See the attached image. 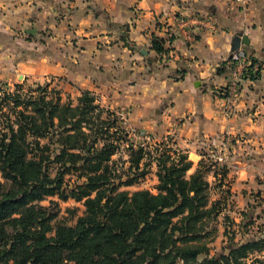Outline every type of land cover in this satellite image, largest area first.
<instances>
[{
    "label": "trees",
    "instance_id": "1",
    "mask_svg": "<svg viewBox=\"0 0 264 264\" xmlns=\"http://www.w3.org/2000/svg\"><path fill=\"white\" fill-rule=\"evenodd\" d=\"M164 44L151 38L157 54L169 51ZM249 67L244 75L257 78L259 69ZM24 90L0 89V264H264V234L240 242L230 234L227 252L209 253L210 223L230 195L222 189L225 165L212 169L210 156L199 153L188 173V153L167 141L134 147L90 90L76 104L48 84ZM122 146L126 167L112 158ZM146 156L155 164L156 193L122 189L146 174ZM209 172L220 190L215 199ZM68 174L76 179L65 181ZM53 196L82 203L74 223L59 220L58 201L42 204Z\"/></svg>",
    "mask_w": 264,
    "mask_h": 264
},
{
    "label": "crops",
    "instance_id": "2",
    "mask_svg": "<svg viewBox=\"0 0 264 264\" xmlns=\"http://www.w3.org/2000/svg\"><path fill=\"white\" fill-rule=\"evenodd\" d=\"M9 1L0 8V35L52 29L59 57L40 59L43 73L125 112L128 128L175 133L190 158L212 144L236 193L264 199V0ZM199 17L214 26L196 25ZM153 36L165 39L166 54L152 50ZM6 43L0 55L14 52ZM233 55L238 60L223 68ZM248 63L257 78L243 74ZM232 83L236 94L225 95ZM260 210L254 219L264 222Z\"/></svg>",
    "mask_w": 264,
    "mask_h": 264
},
{
    "label": "rangeland",
    "instance_id": "3",
    "mask_svg": "<svg viewBox=\"0 0 264 264\" xmlns=\"http://www.w3.org/2000/svg\"><path fill=\"white\" fill-rule=\"evenodd\" d=\"M9 2H11V0ZM32 2L33 0H30V3ZM18 5L19 4L17 3L14 7L18 8ZM5 6V0H0L1 11L5 8ZM17 8H13V11ZM15 15L16 12L12 14V16ZM48 30H50V33L47 34ZM48 30L37 34L31 33V31L29 30H13L12 33H2L0 35V40L8 42L6 44H10L11 47H13L14 51L9 54L0 55V89L13 91L15 89V84H22L24 89L26 90L28 89V87L35 86L36 84H48L50 88H55L61 91L63 100L70 99L74 104H76L77 97L80 95V92L78 93L76 91V86L73 82H58V78L53 74L43 73L38 68L40 66V64H38V61L40 59H45L46 61H48L59 57L58 53L54 55V50L56 47L54 44L52 29ZM222 89L221 90L225 95L232 96L236 94V88L233 83ZM98 103L101 105L99 100ZM103 107L107 108L106 106ZM113 111L114 110H112V112ZM114 115L117 116V124L127 132L128 141L131 142L134 147L139 145L149 146L162 141H167L168 144L172 146V148L184 151L186 149V147H183L182 145L184 143H182L181 138L175 133H153V131H145L138 128H132V130H134V133H136L135 135L134 133H132V131H130L131 127L128 128L127 122L124 123L116 114V112L114 113ZM142 133L149 134L151 137L150 140L143 142L141 139H139L137 135H140ZM202 146L204 148L201 147L197 149V151L199 153L205 154V156H210L209 158L215 165V167H211L212 169L214 168L219 170L224 165L227 168L225 158L222 157V159H218V157H220V154L213 148L212 144L209 145L210 147L206 144ZM112 158L113 160L117 161L120 166L126 167L128 165L126 163L128 159L127 151L123 146ZM191 158L196 161V164L199 159H201V157H197L195 155H191ZM191 158L189 157V159ZM143 162L148 163V165L146 166V174L143 177L139 178V180L135 184L122 187V189L128 191L148 189L151 192L156 193L157 177L155 175L156 168L154 161L151 157L149 158L146 156L144 157L142 163ZM196 164L188 173L192 172L195 169ZM206 177L212 185V188L210 190V198H218L220 196V190L214 187V177L212 175V172H209ZM75 179V174H68L65 176V181L70 180V182H73ZM222 189H229L230 195L227 196L226 206L224 210L219 214L215 221L210 223L212 229L213 227L216 228V230L213 231L205 239L209 247L210 255H219L222 252H227V250L231 246L228 239V236L230 234L235 235L234 242H240L246 238L257 237L264 234V222L254 219L256 214L258 216L260 215L259 213H255V209L258 208V210H263L264 199L253 193L250 194V196H241L237 194L236 191H238V189L235 185H233L232 178L229 177V169L227 173V182L225 186L222 187ZM245 192H247V190H245ZM49 200L58 201L60 207L59 220L63 221L66 224L74 223L76 215H80L84 208L81 202H76L73 199L63 201L56 196L47 197L44 201H42V204H48ZM72 209L74 210V214L69 211ZM251 213L254 214L250 215ZM226 227L229 228L227 235L224 232V228Z\"/></svg>",
    "mask_w": 264,
    "mask_h": 264
},
{
    "label": "built area",
    "instance_id": "4",
    "mask_svg": "<svg viewBox=\"0 0 264 264\" xmlns=\"http://www.w3.org/2000/svg\"><path fill=\"white\" fill-rule=\"evenodd\" d=\"M186 22L182 20V24H185ZM195 24L196 25H208L210 27H213L214 25L207 19V18H203V17H199L195 20ZM196 27L194 26L192 28V31L193 32H196ZM198 28V27H197ZM186 36L188 37V39H192V33L191 32H186ZM250 64H242V70H243V74H248L247 72L249 71V67ZM233 82H236V81H233ZM116 114L119 116V118L124 122L126 123L127 122V116H126V113L121 111V112H116ZM130 131H132V133H134V130H132V128L130 129ZM136 135V133H134ZM137 137L139 139H141L143 142L145 141H149L150 140V135L147 134V133H142V134H138ZM218 159H222L221 156L218 157Z\"/></svg>",
    "mask_w": 264,
    "mask_h": 264
},
{
    "label": "water",
    "instance_id": "5",
    "mask_svg": "<svg viewBox=\"0 0 264 264\" xmlns=\"http://www.w3.org/2000/svg\"><path fill=\"white\" fill-rule=\"evenodd\" d=\"M242 43L243 44H248V39H247V37L245 36V35H243L242 36ZM144 54H146L147 53V51H142Z\"/></svg>",
    "mask_w": 264,
    "mask_h": 264
}]
</instances>
